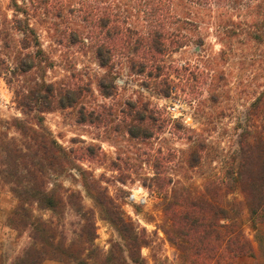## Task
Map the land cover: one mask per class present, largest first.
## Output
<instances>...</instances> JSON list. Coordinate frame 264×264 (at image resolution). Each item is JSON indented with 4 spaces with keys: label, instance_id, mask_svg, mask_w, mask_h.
I'll return each instance as SVG.
<instances>
[{
    "label": "rangeland",
    "instance_id": "1",
    "mask_svg": "<svg viewBox=\"0 0 264 264\" xmlns=\"http://www.w3.org/2000/svg\"><path fill=\"white\" fill-rule=\"evenodd\" d=\"M11 3L0 0V131L13 119L34 123L38 121L33 116L41 115L56 140L72 151L77 164L67 173L50 175L49 189L55 188L54 184L62 186L65 198L76 192L61 212L35 204L28 207L53 226L61 243L79 241L89 219L93 220L97 234L93 247L97 255L105 256L114 243L126 247L94 200L102 191L138 232H145L147 244L139 249L144 264H188L163 232L164 193L151 183L162 178L169 192L173 188L200 189L207 177L224 171L245 127L252 122L261 124V119H250L248 113L264 90V0H243L234 9L189 6L194 24L185 33L190 42L166 57L168 68L158 77H149L147 72L133 74L126 62L112 70L103 68L91 47L84 43L59 45L52 31L34 20L41 47L33 43L23 48L20 42L25 36L9 22L14 13ZM174 10L182 12L180 2ZM35 36L28 39L34 42ZM31 61L37 66L25 71ZM107 74L115 89L105 97L98 80ZM42 81L89 85L91 91L82 102L85 114L94 110V122H89V116L86 123L78 121L80 104L24 114L19 104L22 93ZM163 82L169 86L168 96L160 92ZM177 99L181 114L174 117L167 107ZM131 101L134 108L126 104ZM136 113L143 120H136ZM130 125L134 136L127 132ZM8 131L9 138L24 141L16 128ZM199 144L204 147L201 162L190 167L189 160ZM89 146L92 154L87 151ZM2 161L0 154V264H15L34 240L29 228L10 222L18 199L1 173ZM244 228L253 238L245 219ZM90 262L99 264L96 259ZM254 262L245 257L231 264ZM41 264L65 263L46 259Z\"/></svg>",
    "mask_w": 264,
    "mask_h": 264
},
{
    "label": "trees",
    "instance_id": "2",
    "mask_svg": "<svg viewBox=\"0 0 264 264\" xmlns=\"http://www.w3.org/2000/svg\"><path fill=\"white\" fill-rule=\"evenodd\" d=\"M20 1V2H19ZM14 11L12 29L25 37L23 48L33 43L41 47L32 20L55 35L59 45L71 46L84 43L93 49L97 63L112 70L116 64L126 62L131 73L147 72L158 77L165 68L166 57L189 44L185 33L194 22L189 6L234 9L243 0H11ZM180 2L182 12H175ZM35 36L34 42L28 39ZM86 41V42H85ZM37 66L30 62L25 71ZM161 94L170 92L166 82ZM101 94H113V78L107 75L98 80ZM89 85L75 86L42 81L22 93L19 104L27 110L49 112L81 105L79 122L86 123L94 110L85 114L82 102ZM134 108V102L126 103ZM132 104V105H131ZM39 107V108H36ZM146 110V105H144ZM250 119H261L259 126H246L239 134L236 148L226 160L220 174L207 177L202 187L165 189V180L153 179L151 185L163 192L165 225L163 232L188 264H231L245 257L254 264H264V90L252 103ZM131 115V114H130ZM38 122L13 119L0 131V154L3 176L11 184L18 199L10 217L13 226L29 228L34 244L28 247L15 264H41L46 259H58L65 264H144L139 249L147 244L145 232H138L119 207L103 194H95L94 200L125 241V249L119 243L112 244L105 256L95 253L97 236L93 220L88 221L80 234V240L69 244L58 242L54 228L43 217L37 216L28 205L61 212L76 195L71 191L65 198L54 184L49 189L51 174H64L77 166L72 151L65 149L44 124L41 115H34ZM100 119V115L95 117ZM136 120H143L136 113ZM249 119V120H250ZM90 123L94 122L92 118ZM16 128L24 137L18 142L9 138V129ZM133 126L127 132L134 136ZM204 147L199 144L189 160L190 167L201 162ZM93 153L92 146L87 148ZM85 174V173H83ZM149 185L148 187H151ZM244 219L253 231L250 238L244 228ZM256 244V245H255Z\"/></svg>",
    "mask_w": 264,
    "mask_h": 264
},
{
    "label": "built area",
    "instance_id": "3",
    "mask_svg": "<svg viewBox=\"0 0 264 264\" xmlns=\"http://www.w3.org/2000/svg\"><path fill=\"white\" fill-rule=\"evenodd\" d=\"M168 111L174 117H179L180 113V100H175L170 106L167 107Z\"/></svg>",
    "mask_w": 264,
    "mask_h": 264
}]
</instances>
